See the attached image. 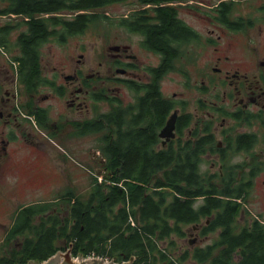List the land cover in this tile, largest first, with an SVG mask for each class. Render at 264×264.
Segmentation results:
<instances>
[{"label": "flooded vegetation", "instance_id": "af4514ba", "mask_svg": "<svg viewBox=\"0 0 264 264\" xmlns=\"http://www.w3.org/2000/svg\"><path fill=\"white\" fill-rule=\"evenodd\" d=\"M21 1L0 0V236L25 234L13 225L27 206H37L36 220L58 217L63 205L68 214L75 136H94L103 162L112 142L127 138L169 158L151 172L180 157L206 190L193 199L198 221L186 225L198 235L264 231V0H103L61 11ZM113 3L123 5L115 18L105 10ZM86 13L130 35L115 40H137L109 45L102 74L82 52L66 63L44 52L66 44L75 16ZM34 20L45 36L28 38Z\"/></svg>", "mask_w": 264, "mask_h": 264}, {"label": "trees", "instance_id": "16d2710c", "mask_svg": "<svg viewBox=\"0 0 264 264\" xmlns=\"http://www.w3.org/2000/svg\"><path fill=\"white\" fill-rule=\"evenodd\" d=\"M101 3L103 0L20 2L27 9L50 7L44 11L88 9ZM104 21L100 13L77 14L70 29L76 34L88 27L111 30ZM62 22L60 17L58 23ZM45 35L42 24L37 20L30 23L28 38ZM151 42L155 47L165 44V40ZM111 147L106 157L110 173L105 175V182L93 178L88 198L76 196L68 214H62L61 209L58 217L48 214L36 220L37 206L33 205L18 214L14 230L25 234L5 238L0 244V264L40 263L69 246L75 256L93 254L115 262L133 257L130 264H264V231L259 226L245 228L239 234H223L206 246L175 251L178 244L171 236L183 237V226L199 219L193 199L206 192L198 184L202 181L200 174L192 168L185 174L178 156H171L170 170L149 171L162 168L169 158L162 154L148 156L144 147L129 138L125 146L113 141ZM185 179L187 187L182 185ZM49 207L44 205L42 211ZM232 208L227 206L226 212ZM220 217L226 219L228 214ZM31 231L37 233L31 235Z\"/></svg>", "mask_w": 264, "mask_h": 264}, {"label": "rangeland", "instance_id": "374dc122", "mask_svg": "<svg viewBox=\"0 0 264 264\" xmlns=\"http://www.w3.org/2000/svg\"><path fill=\"white\" fill-rule=\"evenodd\" d=\"M123 9V5L119 3H113L109 5L105 10L108 14L115 18L120 14ZM101 12V10H96ZM190 21V17H187ZM109 22H105L104 25L108 27ZM111 30H106L102 27H88L83 32L70 36L66 44H46L44 46V52H52L55 54L54 61H60L64 58L70 61V57L74 56L78 58L79 53H83L84 60H86L87 68L90 67L92 71L98 70L101 74L105 72V67L101 68L98 66L99 61H104V52L107 47L111 44L120 42H136L137 40H115V36L118 37H128L121 29L110 28ZM119 39V38H118ZM70 56V57H69ZM70 58V59H69ZM93 68V69H92ZM90 70V69H89ZM112 87V85H111ZM112 90V88H111ZM114 91V90H113ZM96 138L94 136H75L74 147H75V161L77 162L75 167V194L81 199L86 200L92 190L93 178H96L98 182H105V175L110 173L106 161L103 162L101 155L97 152ZM61 145V144H60ZM62 146V145H61ZM59 146V147H61ZM86 163V168H82L78 165ZM107 167V169H105ZM14 206V205H13ZM66 205L62 206V214L66 212ZM5 220V219H3ZM8 225L12 221V217L7 220ZM183 231L185 235L178 238L176 235H172L171 239H175L177 242V248L175 251L179 252L186 248H193L196 246H206L218 239L216 234L210 236H200L196 231L191 229V226H183ZM5 240L3 236H0V244ZM193 242V243H192ZM59 251V250H58ZM61 251H63L61 249ZM28 264V263H27Z\"/></svg>", "mask_w": 264, "mask_h": 264}, {"label": "water", "instance_id": "95a60500", "mask_svg": "<svg viewBox=\"0 0 264 264\" xmlns=\"http://www.w3.org/2000/svg\"><path fill=\"white\" fill-rule=\"evenodd\" d=\"M174 127V119L169 122L166 126L165 131L168 129L172 130ZM73 259V260H72ZM133 260V257L130 258L128 261H124L121 263L114 262L112 260L104 261L101 258H92V259H86L84 256H76L75 258H71V252L68 249L67 251H57L54 255L49 257L47 260H45L42 264H130ZM34 264V263H32ZM35 264H39L36 263Z\"/></svg>", "mask_w": 264, "mask_h": 264}, {"label": "built area", "instance_id": "2783aa9c", "mask_svg": "<svg viewBox=\"0 0 264 264\" xmlns=\"http://www.w3.org/2000/svg\"><path fill=\"white\" fill-rule=\"evenodd\" d=\"M75 257H76V256H73L72 258H75ZM84 257H85L86 259H92V258H95V257H96V258H101V257L95 256V255H93V254H92V255H88V256H84ZM103 260H104L105 262L108 261L107 258H104Z\"/></svg>", "mask_w": 264, "mask_h": 264}]
</instances>
